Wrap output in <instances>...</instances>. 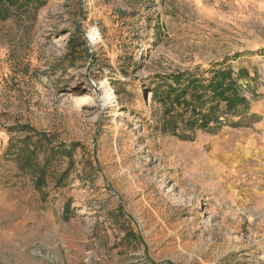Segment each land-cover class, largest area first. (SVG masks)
Segmentation results:
<instances>
[{"label":"rangeland","instance_id":"374dc122","mask_svg":"<svg viewBox=\"0 0 264 264\" xmlns=\"http://www.w3.org/2000/svg\"><path fill=\"white\" fill-rule=\"evenodd\" d=\"M16 1L0 264H264V0ZM230 68L249 111L174 103Z\"/></svg>","mask_w":264,"mask_h":264},{"label":"trees","instance_id":"16d2710c","mask_svg":"<svg viewBox=\"0 0 264 264\" xmlns=\"http://www.w3.org/2000/svg\"><path fill=\"white\" fill-rule=\"evenodd\" d=\"M1 6L5 9L4 18L10 10L17 6L16 0H0ZM32 3V2H31ZM250 75L247 70L242 69L237 73L233 71L232 68L226 70L213 71L211 81L204 90L203 82L200 80H189L188 85L181 89L180 92L176 93V100H174L177 105H181V99L189 95L195 98L199 103L205 104L206 94L210 95L211 103L215 102L219 104L221 101L225 102V111L222 116L228 115L230 113H235L240 110L247 112L250 110V99L245 95L237 94L236 92L240 89V82L250 81ZM181 77H175L174 80L180 83ZM174 89V88H173ZM172 91V92H173ZM197 113L196 110H193ZM76 148V146L74 147Z\"/></svg>","mask_w":264,"mask_h":264},{"label":"bare ground","instance_id":"6f19581e","mask_svg":"<svg viewBox=\"0 0 264 264\" xmlns=\"http://www.w3.org/2000/svg\"><path fill=\"white\" fill-rule=\"evenodd\" d=\"M89 37L91 38L92 42H96L98 40H100V35L98 33V31L96 29L91 30V32L89 33ZM110 93V92H109ZM107 98H111L110 94H106ZM89 99H87L86 97L81 99V106H84L88 103ZM181 187V186H180Z\"/></svg>","mask_w":264,"mask_h":264}]
</instances>
